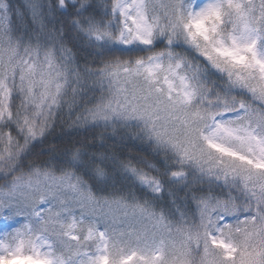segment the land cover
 <instances>
[{"label": "snow or ice", "instance_id": "obj_1", "mask_svg": "<svg viewBox=\"0 0 264 264\" xmlns=\"http://www.w3.org/2000/svg\"><path fill=\"white\" fill-rule=\"evenodd\" d=\"M0 264H264V0H0Z\"/></svg>", "mask_w": 264, "mask_h": 264}]
</instances>
